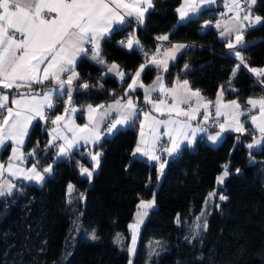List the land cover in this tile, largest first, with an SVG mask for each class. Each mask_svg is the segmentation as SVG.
<instances>
[{"label":"trees","instance_id":"obj_1","mask_svg":"<svg viewBox=\"0 0 264 264\" xmlns=\"http://www.w3.org/2000/svg\"><path fill=\"white\" fill-rule=\"evenodd\" d=\"M180 2L153 0L143 24L117 25L102 41L101 53L122 65L123 80L91 59V52L82 55L75 66L80 78L74 81V102L84 106L122 95L133 72L156 50L161 41L157 38L164 34L168 41L163 43H202L185 47L170 64L168 83L175 75L186 77L212 101L221 86L226 96H236L243 103L261 94L264 84L249 69L264 64V21L244 28L245 43L239 48L247 67L241 65L233 77L238 59L228 50V38L204 23L217 18V7H206L179 21ZM251 13L264 18V0H256ZM131 33L139 45L129 49L120 41ZM154 76V67L148 65L144 81ZM85 83L86 89L81 87ZM37 86L41 85L32 88ZM63 104L58 100L56 108ZM78 117L83 119L82 111ZM48 126V119L36 120L25 146L36 149L29 162L41 168L52 163V172L41 183L20 181L11 194L0 196V264H128L130 221L141 198L154 193L157 206L149 209L139 227L132 264H264V142L249 148V132L228 131L215 144L199 137L168 159L159 179L157 161L133 153L138 140L136 117L126 127L105 133L93 146L101 155L89 179L81 175L80 167L93 166L92 146L55 158L57 150L47 147ZM8 152L6 146L2 155ZM226 165L229 174L218 183ZM214 190L217 197L207 215V227L200 236L190 238L189 224ZM76 222L80 229L75 228ZM90 231L98 239H91ZM118 235L124 238L121 244L116 241ZM155 242L158 245L153 248Z\"/></svg>","mask_w":264,"mask_h":264},{"label":"snow or ice","instance_id":"obj_2","mask_svg":"<svg viewBox=\"0 0 264 264\" xmlns=\"http://www.w3.org/2000/svg\"><path fill=\"white\" fill-rule=\"evenodd\" d=\"M213 2L214 0H184V4L177 11L183 21L189 17L190 13H198L203 4ZM255 3L256 0H245L243 9H241L238 0H234L233 2V8L244 12L242 18L239 17V12H237V17L242 19V22L248 26L264 21V18L260 16H255L254 19L251 18L252 6ZM151 7L152 0H0V89H13L18 92L22 87L31 89L33 84H44L46 81L52 84L51 88L42 93L34 91L20 93L18 97H14L11 100L12 106H9V96L0 91V146L6 140H13L17 144H22L32 119L36 117L46 119L45 109L50 110L54 108L55 98L66 95L68 100L65 103L70 104L73 94V82L80 78L79 74L75 71L77 58L82 55L86 56L90 51L92 54L91 59L95 60L98 64L106 65V61L100 55L101 41L114 31V25L127 23L128 17L134 16L138 22L142 23L145 12ZM217 27H219V22H217ZM232 32L237 33L235 43L229 42L227 47L234 52V55L241 62L233 70L232 75L234 77L241 65L244 67H247V65L244 63L245 58L241 55L240 51L236 50L238 45L245 43L243 28L225 29L221 32V36H230ZM157 39L167 41L168 36H161ZM120 43L129 49L133 48L134 44L139 45V41L134 38H129L126 45L124 41H120ZM86 45L90 47H86ZM185 47L187 46L182 44L173 45L171 52L166 53L168 60H174L176 53L181 52ZM157 53H159V49H157ZM168 60L160 61L154 56L151 62L156 65L158 70L163 67V70L167 71ZM106 66L109 72H115L121 80L124 79L125 74L119 70L118 65L111 64ZM145 67V64H141L140 69L135 72L132 84L128 85L129 90L134 91L136 87H143L142 84H137V78L141 76V72ZM187 68L188 65H185V69ZM249 71L258 78L259 83L264 84V68H251ZM65 75L67 79L62 78ZM162 80L163 78L158 76L154 82V86L145 88V101L148 103L152 102L150 100L152 92L172 93V100L175 106L169 111L175 112L177 117L183 116L185 118L183 121L171 118L167 121L155 120L157 126L160 124H164L166 128L169 125L173 126L164 133L171 141V146L163 149V151L172 155L180 149L183 141L191 144L197 131H206L205 128L199 126L193 128L190 123L195 119V114L200 113V102L203 100V97L199 90H191L187 80L182 82L181 88L184 90L183 92H180L178 89H166ZM155 85H159V88ZM81 87L86 89L89 85L85 83ZM222 95L223 91L218 95L214 105L216 115H224L221 109H227L230 105L233 106L234 114L231 123L227 127L233 128L235 126V131L243 132L244 128L240 124L239 117L245 115V113L239 110L240 104L238 101L233 100L230 102V105H222L220 102ZM194 97L196 98L195 100H193ZM193 103L197 107L192 108L191 112L180 109L181 104L190 107ZM163 104H165V101L160 100L158 103L153 104V107L159 112L160 106ZM210 104L211 102H208L203 105L205 108V120L208 118L207 109ZM247 104L252 109H255L259 105L260 123H257L258 118L255 115L251 119L252 123L259 129L262 137H264V98L260 100L249 99ZM104 107V105H99L94 109L89 105V123H86L83 127L69 126L67 114L69 111L75 112L77 109L65 108L64 115H57L51 121L53 125H58V127L53 130L55 134L52 140L48 142L47 147L58 148L57 156L62 157L67 156L80 140L86 143L89 140L93 143L98 142L101 133L96 122L97 118L91 115V113ZM113 107L120 112V116L108 124L106 131L109 134L114 130H118V126L129 124L137 117V106L131 98H128L126 101L123 99L117 100L114 105L108 106L110 109ZM104 115L106 116L107 113ZM144 115L145 119L149 118V113H145ZM61 121L65 122L63 127L71 133V138L61 134L59 128ZM224 130L225 125L221 124L220 132H217L215 135H209L208 139L216 141ZM173 133H175V136ZM141 137V144H145L143 140V124H141ZM60 139L64 143L56 144L55 141ZM158 139V136L153 137V141ZM254 143H260V141H254ZM253 146L254 144L248 145L249 148ZM152 147L154 150V143ZM16 152L17 150L13 149V157L7 166L10 176H18L19 174L22 175L23 179L41 183L45 179V174L52 172L51 165L44 168L43 172L38 171V164H34L27 171L20 169L13 170L11 160L22 159L21 156L16 155ZM136 152H143L151 160L160 159V157L152 154L151 151H144L140 145L137 146ZM35 153L36 149H33L28 155L33 156ZM100 155L99 152L91 155L93 168L89 170L81 166V175L86 174L91 179L93 171L99 166ZM164 167L165 165L162 163L160 165L161 172H163ZM3 172L4 165H0V177L3 176ZM237 172H239V169H237ZM228 174L226 165L223 174L217 178L218 183H223L224 178ZM13 188L14 185L10 181H4V183L0 184V196L11 194ZM68 189L71 192L73 185L69 184ZM219 198L221 200L227 199L225 196H220ZM153 204L154 200H141L138 205V217L147 215V209L151 208ZM139 222L140 219L138 218L136 224L129 226L133 230V245L135 244L136 229ZM177 222L179 223V218H177ZM197 227L200 226L197 225ZM204 227H207L206 223ZM91 239H98L94 232L91 235ZM117 239L119 240V237ZM133 250V248L129 249L130 252Z\"/></svg>","mask_w":264,"mask_h":264},{"label":"crops","instance_id":"obj_3","mask_svg":"<svg viewBox=\"0 0 264 264\" xmlns=\"http://www.w3.org/2000/svg\"><path fill=\"white\" fill-rule=\"evenodd\" d=\"M233 2H234V0H214L213 3L203 4L201 10L206 8V7H211V6H213V7L215 6V7H217V9L220 10V14L217 13V18L216 19H212V18L206 19L205 22H204L205 25H214L218 29L217 21L220 20V19L222 20V18H223V20L221 21V22H223L225 20L224 17L226 16L225 12L229 11L228 13H230V17H233V19L236 20L235 28H238V27L244 28L246 23H243L242 19H240L243 16L242 15V10H238L236 8H233ZM238 2H239V0H238ZM183 4H184V0H181V2L179 3L177 9L181 8ZM152 6H153V0H152ZM149 9L150 8H148V10ZM147 11L144 14L142 23L138 22L134 16L133 17H128V18L134 19L139 24H143L144 21H145V16H146ZM237 12H239V17L240 18L237 17ZM192 15H196V13L195 14H192V13L189 14V16H192ZM255 16H260L261 17V15L256 14V15L251 16V18L254 19ZM178 17H180L179 13H178ZM128 18H127V20H129ZM179 19H181V18H179ZM115 27H117V25L113 26L114 29H115ZM218 33L220 35L219 31H218ZM233 34H235V32H232V36L231 37H233ZM165 35L168 36L167 34H164L162 36H165ZM221 37H224V36H221ZM133 38L135 40H138V39H136V37H133ZM102 41H101V45H100L101 52H102ZM244 41H245V38H244ZM229 42H230V40L228 39V43ZM181 44L182 45H186V42L184 40H176V41H172V42H166V43H163L160 47L157 48V49H159V53H157V49L153 50L152 52H150L148 59H146L142 64H145L146 67L148 65L153 66L154 69H155V76L149 82L144 81L143 73H144V70L146 68L145 67L144 70L141 72V76L139 78H137V84L138 85L142 84L143 87H136L134 91L129 90V88H128V85L132 84V82H133L132 78H133L135 72L140 69V65H141L140 64L138 66V68L133 72V75L130 78V80L125 85L124 93L122 95H120V96H117L115 98L110 99L109 101H106L104 103H88V104H86L84 106H81V105H78V104H76L74 102L73 94H72L71 106H72V108L77 109V111H75V112L69 111L68 112L67 121L69 123V126L70 127H75V126L83 127L86 123H89V119L87 121V117H86V112H88V106L91 105V106H93L94 109H96L97 106L104 105L105 107L103 109H98V111L92 113V115L97 118L96 122H97V124L99 126V131L101 133L100 139H101L105 135V133H107V132H104V125H105L107 119L110 118V117H114V120H116L120 116V112L118 110H116L115 107L110 109V108H108V106L109 105H114L115 101H117V100L123 99V100L126 101L128 98H131L134 101V103L136 104V106L141 104L144 107L140 113H137V118H138V140H137V142H136V144H135V146L133 148V153H135L134 155H137V156H144V157L146 156V155L143 154V152H140V153L136 152L137 146L140 145L144 149V151H151L152 154L160 157L159 160H155V161H157V165H160L162 163H166L170 157L175 156L179 152V150L181 149L182 146H184V145H193L198 140L199 137H204L208 142L215 144V143H218L228 131L237 132V131L234 130L235 126L233 128H228L227 127V125L229 123H231L232 116L234 114V109H233V106L230 105V102L233 101V100H236L240 104V109L239 110L245 113V115H242V116L239 117L240 124H242L243 128H244L243 132H249L252 135L251 139L247 142V144L248 145L249 144H254L253 147L260 146L264 142V137H262V134L260 133L259 129L257 128V126L255 124L252 123V119H251V117L253 115H255L258 118L257 119V123H260V120H259V116H260L259 105H257V107L255 109H252L251 106L247 104V101L249 99L260 100L261 98H264V91L261 94L257 95V96L249 97L248 100L245 103H243L236 96H232V97L226 96L225 88L223 86H221L219 88L218 92H217L215 100L212 101V100L208 99L205 96V94L203 92H201L200 89L194 87L191 84V82L189 81V79L186 78V77H180L179 75L178 76L175 75L173 77V79L168 83L167 78H166V71L163 70V67H161L158 70L156 65L151 62L152 60H151L150 57L153 56V55H157L156 59H158L160 61L168 60V58L166 56V53H170L171 52L173 45H181ZM167 45H170L168 47L169 48L168 50L166 48H164ZM86 47H90V46L86 45ZM239 47H240V45L237 46L236 50L240 51L241 55L243 56V53H242V51H241V49ZM184 49H182L181 52ZM228 50H229V52L232 55H234V52L232 50H230V49H228ZM101 52H100V55L106 61V65L116 64V65L119 66V70L122 71L125 74V71H124L122 65L118 61H115V60L108 61ZM181 52L176 53L175 59ZM79 58L80 57H78L77 60ZM174 60H168L167 69H168V67L170 66V64ZM76 63H77V61H76ZM238 64H241L239 59H238L237 65ZM75 66H76V64H75ZM236 68H237V66H236ZM250 68H264V64L263 65H254V66H251ZM75 71L78 73L76 68H75ZM111 73L116 75L115 72H111ZM158 76L163 78L162 83H163V85H164V87L166 89H178L180 92L184 91L181 88L182 82L184 80H187L189 82V87L191 88V90L192 91L199 90L201 96L203 97V100L200 102V105H201L200 106V113L195 114V119L192 120L190 123H191L193 128H196V127L199 126V127L205 128L206 131H197L195 137L192 139V143L191 144H189L187 141H183V143H181L180 149L177 152L173 153L172 155H169L167 152L163 151V149L171 146V141L169 140L168 136H166L164 133L166 131L170 130L173 126L169 125L167 128L165 127L164 124H160L159 126H157L155 124V120L167 121V120H169L171 118V119H179V120L183 121L185 118L183 116L177 117L175 112H170L169 111L170 109H172L175 106L174 102L172 100V93H166V92L162 93V92H159V91L152 92V94L150 96V100L152 102L148 103V102L145 101V88H150V87L154 86V82L157 80ZM62 78L67 79V76L65 75ZM37 85H41V86H37V87L31 88V89L22 87V88H20L18 90V92L17 91L13 92L12 95H10V92L13 89H2V91L9 96V106H12L11 105V100L14 97H18L20 93H27V92H32V91L37 92V93H42V92H44V91H46V90H48L49 88L52 87V84L47 82V81L44 84H37ZM155 86L157 88H159V85H155ZM73 89H74V82H73ZM221 91H223V95H222L221 100H220L221 104L222 105L223 104H229L230 106L227 109H225V108L221 109V111H222V113H224V115L220 116V121H219V123L217 124L216 127L210 128L208 126V120L210 118L211 111L213 109H215L214 105H215V103L217 101V97L221 93ZM64 96H66V95H64ZM64 96L55 98L56 99L55 106H54L53 109H50V112H51L50 113V118H48L49 126L47 127L48 133H49V138H50V135H54L55 134L53 130L58 127V125H53L51 123V121L54 120L57 115H64L65 114L66 103H65V97ZM195 99L196 98L194 97L193 100H195ZM58 100H61V102L64 103L60 108H56ZM160 100H164L165 104L160 106V111L158 112V111H156L154 109L153 104L158 103ZM208 102H211V104L208 106V109H207V117L208 118H207V120H205V115H204L205 108L203 107V105L207 104ZM195 107H197V105L195 103H193L190 107L186 106V105H183V104L180 105V109L181 110H186V111H189V112H191V109L195 108ZM248 108H250L252 110L251 113L247 110ZM46 110L47 109H45V111ZM80 111L83 112V119L82 120L78 117V112H80ZM105 113H107L106 116L104 115ZM145 113H149V118L148 119H145V115H144ZM38 119H40L42 121L46 120V119H41L39 117H36V118L32 119L31 123L28 126L27 134L23 138V143L22 144H17L13 140H6L4 142V144L2 146H0V165H4V172H3V176L0 177V184L4 183V181H10L14 185V188H16L19 185L18 183L20 181L36 182V181H29V180L23 179L22 175H19V174H18V176H10L9 173H8V170H7V166L9 164V162H10V159L13 157V149L15 148L14 146H16V148H17V146L18 147L21 146L20 148H22V150H23L22 152L23 153L17 154V156H21L22 159H20V160H11V163H12V166H13V170L20 169V170H23V171H27L34 164H36L34 161L29 162V159H30L31 156L28 155L34 148L26 149L25 144L27 142L28 135L30 133V130H31L33 124ZM132 122H134V121H132ZM132 122H130L129 124H131ZM64 123H65L64 121H61L59 123L60 132H61L62 135H66L69 138H71V133H69L63 127ZM129 124L120 125V126H118V128L126 127ZM141 124H143V132H144L143 140L145 141V144H141V139H142V137H141ZM221 124L225 125V130L220 133V136L217 138L216 141L209 140L208 139L209 135H215L217 132H220V125ZM90 127H91V125H90ZM173 135L175 136V133H173ZM154 136H158L159 139L153 141V137ZM57 141H58L59 144H63L64 143V141L62 139L57 140ZM161 141H163L162 142V149H160V142ZM254 141H260V143H254ZM98 142L93 143L91 140H89L86 143L85 141L80 140L78 142V144L71 149L70 153L72 151H75L78 148H81V147H84V146L91 145L92 147L93 146L95 147V145ZM153 143H154V150H153V147H152ZM6 146H9V152L5 156H3L2 155V150ZM95 150H97V152H100L98 149H95ZM57 151L55 153V158H60V157L57 156ZM92 154H93V152H92ZM62 157H64V156H62ZM24 159H25V163L23 162ZM92 163H93V161H92ZM49 164H51V163H49ZM85 168H88L89 170H92L93 166L92 167L87 166ZM40 169H41V167L38 165L37 170L40 171V172H43ZM46 176H47V174H45V177Z\"/></svg>","mask_w":264,"mask_h":264},{"label":"rangeland","instance_id":"obj_4","mask_svg":"<svg viewBox=\"0 0 264 264\" xmlns=\"http://www.w3.org/2000/svg\"><path fill=\"white\" fill-rule=\"evenodd\" d=\"M239 4L241 5V3H240V0H239ZM241 9H243V7H242V5H241ZM229 12V11H228ZM228 12H225V17H224V21L223 22H221L222 20H223V18H222V20L220 19V20H218L217 22H219L220 24H219V27H218V29H219V32H220V35H221V32L222 31H224L225 29H228V28H231V29H233V28H235V25H236V20H234L233 19V17H230V13H228ZM216 13H218V14H220V11H217ZM197 14V13H196ZM244 14V12L242 11V15ZM257 13H251V16H253V15H256ZM193 16V15H192ZM190 17V16H189ZM180 17H178V20L179 21H182L181 19H179ZM188 18V17H187ZM187 18H185V19H187ZM184 19V20H185ZM183 20V21H184ZM255 24V23H254ZM237 35V33L235 32V34H233V37H231L232 36V33H231V35L230 36H224L225 38H228L229 40H230V42H232V43H235V36ZM170 45H167V46H165L164 48H166L167 50L169 49L168 47H169ZM157 57V55H153V56H151L150 58H151V60H152V58L153 57ZM65 97V101H67L68 100V97L67 96H64ZM93 107V106H92ZM65 108H69V109H71L72 108V106H71V103L70 104H67L66 103V107ZM250 113L252 112V110L250 109V108H248L247 109ZM91 115H92V113H91ZM86 117H87V121H88V117H89V111L88 112H86ZM52 137H53V135H50V139H49V141L50 140H52ZM15 148L14 149H16L17 150V152H16V155L17 154H20V153H23L22 151V148H20V147H18L17 146V148H16V146H14ZM88 147V146H87ZM92 149H93V154H95L96 152H97V150H95L93 147H92ZM78 151V150H77ZM100 151V150H99ZM32 152V151H31ZM99 153H101V151L99 152ZM23 162L25 163V159L23 160ZM164 165H166V163H163ZM49 165H51L52 166V169H53V164L51 163V164H46V165H44L43 166V168H41L40 170H42L43 171V169L44 168H46V167H48ZM161 165V164H160ZM160 165H158V173H159V179H161L162 178V176H163V172H161V170H160ZM225 171V168L222 170V172L220 173V175H219V177L223 174V172ZM50 174V173H49ZM49 174H47V175H49ZM225 179V178H224ZM37 183V182H36ZM216 197H217V191L216 190H214L213 192H211L210 194H209V196H208V199H207V201H206V204H205V206H204V208H203V210H202V212L201 213H199L193 220H192V222H190V224H189V231H188V235L190 236V238H194V237H198V236H200L201 234H202V232H203V230L205 229V227H204V225H205V223H206V218H207V215H208V213H209V211L211 210V207H212V205H213V203L216 201ZM141 200H143V201H153L154 200V204H153V206L151 207V208H154L155 206H157V203H156V194L154 193L151 197H147V198H141ZM141 200L138 202V204H137V209H136V211H135V214H134V218L130 221V224H129V226L130 225H132V224H136L137 223V220H138V218L140 219V222H139V224L137 225V229H136V239H135V244L133 245V239H132V232H133V230L130 228V230H131V237H130V242H129V245L127 246L128 247V250H127V252H128V255H129V261H128V264H132L133 263V256H134V253H135V249H136V247H137V242H138V237H139V227H140V225L142 224V222H143V220L145 219V217L147 216V215H144V216H142V217H138V205L140 204V202H141ZM150 209V208H149ZM149 209H147V213H148V211H149ZM202 213H203V215H202ZM197 225H199L200 227H197ZM75 228L76 229H80V225H79V223L78 222H76V225H75ZM89 235H92L93 233H92V231H90L89 233H88ZM119 237V240L117 239L116 241L118 242V243H123V240H124V238H123V236L122 235H118L117 236V238ZM158 245V243L157 242H155V243H153L152 244V246H153V248H155L156 246ZM130 248H133L134 250L133 251H129V249Z\"/></svg>","mask_w":264,"mask_h":264},{"label":"built area","instance_id":"obj_5","mask_svg":"<svg viewBox=\"0 0 264 264\" xmlns=\"http://www.w3.org/2000/svg\"><path fill=\"white\" fill-rule=\"evenodd\" d=\"M240 3H241V5H242V7L244 6V4H245V0H240ZM217 11H220L219 9H217L216 10V12ZM129 20H127V21H132L134 24H136L137 22L134 20V19H130V18H128ZM247 25V24H246ZM246 25L244 26V28L246 27ZM123 26H125V24H123V25H119V28H121V27H123ZM244 28H243V30H244ZM133 38L134 37V35L131 33L130 34V36H127L126 38H124V41L125 42H127V40L129 39V38ZM186 42V46L187 47H195V46H198V45H201L202 43H197V41H185ZM163 44V41L161 40V41H159V43H157V45H156V49L158 48V47H160L161 45ZM144 107H143V105H141V104H139V105H137V113H140L141 111H142V109H143ZM45 117H46V120L48 119V118H50V110H46L45 111ZM112 121H114V117H110V118H108L107 119V121H106V123H105V125H104V132H107L106 131V129H107V126H108V124L109 123H111ZM219 121H220V116H217L216 115V110L215 109H213L212 111H211V115H210V118H209V121H208V125H209V127H214V126H217V124L219 123ZM162 142L163 141H161L160 142V149H162ZM55 143L56 144H59L58 143V141H55ZM55 150H58V148H56V147H53ZM81 150V148H78V151H80Z\"/></svg>","mask_w":264,"mask_h":264}]
</instances>
